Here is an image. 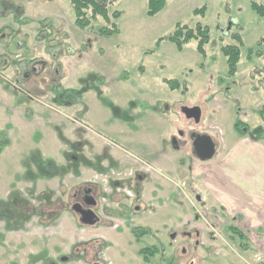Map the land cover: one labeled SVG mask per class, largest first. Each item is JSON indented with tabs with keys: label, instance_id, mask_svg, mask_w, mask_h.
I'll return each instance as SVG.
<instances>
[{
	"label": "rangeland",
	"instance_id": "374dc122",
	"mask_svg": "<svg viewBox=\"0 0 264 264\" xmlns=\"http://www.w3.org/2000/svg\"><path fill=\"white\" fill-rule=\"evenodd\" d=\"M251 1L166 0L149 15L148 0H115L110 13L119 10L118 18L98 16L82 28L70 0H0V264H264L209 203L194 177L201 159L171 143L183 130L177 144L184 147L193 129L212 135L219 149L217 122L238 133L229 124L238 100L227 84L241 89L239 107L249 114L240 117L251 134L264 125V15ZM203 5L205 15L193 12ZM49 17L56 26L50 48L38 38L39 19ZM179 21L211 26L206 55L196 39L183 50L168 39ZM113 22L119 32L100 33ZM234 33L244 44L233 78L221 46L237 42ZM166 78L181 86L172 89ZM67 88L78 90L77 102L63 96ZM194 104L202 108L198 121L183 114V105ZM227 104L224 122L212 110ZM42 159L53 161L52 174L42 171ZM83 185L102 190L96 224L71 208ZM133 200L139 211L120 208ZM135 226L151 231L137 238ZM150 245L164 256L148 263L140 249Z\"/></svg>",
	"mask_w": 264,
	"mask_h": 264
},
{
	"label": "crops",
	"instance_id": "0c3cea01",
	"mask_svg": "<svg viewBox=\"0 0 264 264\" xmlns=\"http://www.w3.org/2000/svg\"><path fill=\"white\" fill-rule=\"evenodd\" d=\"M231 107L227 104L212 111L225 122ZM234 123L235 119L229 124L234 127ZM217 125L224 127L218 129L221 146L213 158L197 160L202 163L196 164L194 177H200L209 203L243 231L245 250H253L254 255L264 259V139L241 135L218 122Z\"/></svg>",
	"mask_w": 264,
	"mask_h": 264
},
{
	"label": "trees",
	"instance_id": "16d2710c",
	"mask_svg": "<svg viewBox=\"0 0 264 264\" xmlns=\"http://www.w3.org/2000/svg\"><path fill=\"white\" fill-rule=\"evenodd\" d=\"M75 11L76 22L82 27L86 28L91 24L92 19L97 18L98 16H102L107 22L111 20V15L115 18H118L121 15L119 10H114L110 13V5L115 0H70ZM166 4V0H148V9L147 13L149 15H154ZM252 8L259 14L264 15V2H258L257 0L251 1ZM207 11V5H203L201 7H196L193 12L195 14L205 15ZM41 24L38 38L42 40H46L49 42L48 48L54 46L50 42V40L54 37L56 31L55 24L49 18H41L39 19ZM101 34H113L120 31V27L118 23L113 22L110 26L103 25L100 27ZM234 37L237 39V42L226 43L221 46V50L223 54L226 56L227 63V74L230 77H234L238 71L239 61L242 55V46L244 44V39L239 33H234ZM162 39V38H161ZM168 39L175 43L176 47L179 50H183L186 43L191 41L192 39L197 40V49L203 54L206 55V48L209 43H211L212 35H211V26L207 23H203L198 21L194 26H190L188 24H184L182 22H177L176 28L172 34L168 36ZM223 39V36H221ZM160 41V40H159ZM59 44V42L57 43ZM56 45V44H55ZM167 83L170 84L172 89L179 88L181 86L179 79H165ZM63 96L70 100L77 102L79 100V92L74 88H67L63 94ZM264 115V113H263ZM245 122L243 120L237 119L234 123L235 128L241 134L246 133L249 128L245 126ZM258 137L256 139L262 138L264 139V128L258 130ZM44 162H47L42 167V171L46 170L48 175L54 172V165L52 160L42 159ZM50 162V163H48ZM45 172V171H44ZM46 173V172H45ZM46 173V174H47ZM232 231L238 234L241 239V246L246 247L245 234L242 230H240L236 225H231ZM151 229L149 227L144 226H135L132 228V232L137 238H141L144 234L150 233ZM141 254L145 258V260L149 263L150 258L156 253H160L162 256L161 248L157 245L143 246L140 249ZM168 264H173L170 262Z\"/></svg>",
	"mask_w": 264,
	"mask_h": 264
},
{
	"label": "flooded vegetation",
	"instance_id": "af4514ba",
	"mask_svg": "<svg viewBox=\"0 0 264 264\" xmlns=\"http://www.w3.org/2000/svg\"><path fill=\"white\" fill-rule=\"evenodd\" d=\"M224 34H226V32L224 33ZM33 67V70L35 69V67L34 66H32ZM226 73H227V71H226ZM237 74V73H236ZM229 76V75H228ZM235 77V76H234ZM233 77V78H234ZM249 77V76H248ZM251 77H252V75H251ZM249 79H250V77H249ZM252 79V78H251ZM236 86V85H235ZM234 86V87H235ZM233 86H231L230 84H227L226 86H224V90L226 91V93L228 92V93H231V91L233 90V92H232V94H230L231 96L230 97H232V98H230V99H233V101L235 100H238V101H236V103H234V105L235 106H237V117H236V120L237 119H240V120H243L246 124H245V126H247L248 125V127H246V128H249V130L246 132V133H241V135H248V136H250L251 138H257L258 137V135H259V133H258V131L256 132V134L254 133V132H252L253 134H251V129H252V125L247 121V120H245V119H243L242 117H240V115L241 114H244V115H248L249 114V112L247 111V109H244L243 107H239V103L241 102V101H239V99H238V96L235 94V91H237V90H241V89H239V86H236L235 88H234ZM244 87V86H243ZM234 93V94H233ZM240 98V97H239ZM183 106H186V105H183ZM182 106V107H183ZM187 106H191V107H196V106H199L198 104L196 105V104H194V105H187ZM200 107V109H201V106H199ZM263 113H264V104H263V106L262 107H260V109L258 108V115H260L261 116V118L264 120V115H263ZM183 114L185 115V116H187L185 113H184V111H183ZM201 117V112H200V114L198 115V116H195V117H189L191 120H195V121H198L199 120V118ZM235 120V121H236ZM235 127V126H234ZM259 128L261 129V128H264V125H263V122H261L260 123V126H259ZM216 132V131H215ZM190 136L188 137V138H185L184 140H183V142H184V147L179 143V144H177L178 143V141L180 140V137H185V134H187L185 131H183V130H179L178 131V133L176 134V135H172L171 136V143L173 144V146H177V147H179V148H181L183 151H186V153H189L190 155H193V157H194V159L196 158V157H198L199 158V155H198V151L195 149V147H194V145H193V141H194V139L198 136V135H200V134H209L208 132L207 133H199V132H197V131H194L193 129L190 131ZM239 133V132H238ZM240 134V133H239ZM210 135V134H209ZM212 136V135H211ZM212 138H213V136H212ZM213 140H214V138H213ZM215 141V140H214ZM180 142V141H179ZM215 144H216V153H217V143H216V141H215ZM215 153V154H216ZM215 154H214V156H215ZM213 156V157H214ZM212 157V158H213ZM200 159V158H199ZM197 160V159H196ZM201 160H203V159H201ZM205 160H209V159H205ZM142 179V175L140 174V173H138L137 174V177H136V184L134 185V188H135V192L138 194V196H136V198L137 199H140V195H141V193H142V190H144V187H142V185H143V180H142V185H141V183H140V185H139V180H141ZM125 183V182H124ZM123 182H122V184H124ZM118 190V189H117ZM101 192H102V190L100 191V187L98 186V185H83L82 186V188H80V189H78L77 190V188L76 189H74V191H73V193H72V197H73V199H76V201H74L73 203H72V206H71V208L74 210V208H73V206H74V204L75 203H80L81 204V206H82V208L83 209H92L93 211H95V213H96V215L95 216H93L95 219H97V221L95 222V224L96 223H98V222H100L102 219H103V217H102V215L100 214V212H99V204H100V195H101ZM135 199V198H134ZM140 203H139V200H136V201H132V204H126V203H124V204H122L121 206H120V208L121 209H123V210H126V211H128L129 209H131V208H133L136 212L137 211H139V209H140ZM115 209H117V208H115ZM76 211V210H75ZM76 213L78 214V216H79V218H81V214L78 212V211H76ZM141 213V212H140ZM81 220V219H80ZM197 229V228H196ZM199 229V228H198ZM187 234H189V236L190 235H193V233L191 232V231H189V232H187ZM202 234V231L201 230H198L197 231V233H195V236H196V243H199L200 242V235ZM183 249H186V248H184L183 247ZM97 253H99V255H101L100 257H101V259L103 258V254H102V252H101V250L99 251V252H97ZM101 253V254H100ZM94 264H99L98 262H94Z\"/></svg>",
	"mask_w": 264,
	"mask_h": 264
},
{
	"label": "water",
	"instance_id": "95a60500",
	"mask_svg": "<svg viewBox=\"0 0 264 264\" xmlns=\"http://www.w3.org/2000/svg\"><path fill=\"white\" fill-rule=\"evenodd\" d=\"M184 113L188 117H195L198 116L201 112L199 106H184L183 107ZM193 145L195 149L198 151V155L200 159H211L214 154L216 153V144L213 140L212 136L209 134H200L198 135L194 141ZM197 198L201 199V195L197 194ZM74 210L78 211L81 214V221L87 224H95L97 219L93 216L96 215L95 211L92 209H83L80 203H75L73 206Z\"/></svg>",
	"mask_w": 264,
	"mask_h": 264
}]
</instances>
